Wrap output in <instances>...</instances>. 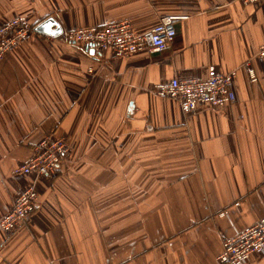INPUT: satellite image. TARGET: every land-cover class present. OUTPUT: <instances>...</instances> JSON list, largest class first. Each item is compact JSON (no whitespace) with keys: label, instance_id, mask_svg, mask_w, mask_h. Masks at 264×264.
<instances>
[{"label":"crops","instance_id":"crops-1","mask_svg":"<svg viewBox=\"0 0 264 264\" xmlns=\"http://www.w3.org/2000/svg\"><path fill=\"white\" fill-rule=\"evenodd\" d=\"M53 16L63 31L181 17L163 51L114 57L31 35L0 59V218L34 184V211L0 229V264H220L264 216V0H0V26ZM235 70L233 103L183 112L152 86ZM91 70V71H90ZM70 148L52 175L15 173L44 136ZM245 264H264V252Z\"/></svg>","mask_w":264,"mask_h":264},{"label":"built area","instance_id":"built-area-1","mask_svg":"<svg viewBox=\"0 0 264 264\" xmlns=\"http://www.w3.org/2000/svg\"><path fill=\"white\" fill-rule=\"evenodd\" d=\"M242 3H257L263 0H240ZM179 16H163L153 27L135 32L128 20L107 22L102 26L79 27L65 30L61 37L68 43L103 55L110 53L114 57L127 56L141 51L158 52L169 48L176 30L174 22ZM33 31V30H32ZM29 23L22 17H13L0 26V59L19 42L32 33ZM264 60V43L250 55L243 67L251 81L257 80L253 68L254 59ZM91 71V70H90ZM235 70L221 71L214 65L207 68L204 78L181 79L173 77L166 82L152 86L153 93L160 97L175 99L183 112H190L199 106L221 107L235 100L233 79ZM70 152L67 141L60 136L41 137L33 146L32 155L14 169L15 173L35 176L52 175L67 158ZM37 190L34 184L17 194L9 210L0 218V229L7 233L21 227L37 202ZM264 252V216L256 223L238 231L236 235L225 238L217 255L220 264H245L255 254Z\"/></svg>","mask_w":264,"mask_h":264},{"label":"water","instance_id":"water-1","mask_svg":"<svg viewBox=\"0 0 264 264\" xmlns=\"http://www.w3.org/2000/svg\"><path fill=\"white\" fill-rule=\"evenodd\" d=\"M33 31L37 34L48 35L51 37H57L63 32L60 24L51 15L37 22L33 27ZM90 52L92 53V51Z\"/></svg>","mask_w":264,"mask_h":264},{"label":"trees","instance_id":"trees-1","mask_svg":"<svg viewBox=\"0 0 264 264\" xmlns=\"http://www.w3.org/2000/svg\"><path fill=\"white\" fill-rule=\"evenodd\" d=\"M34 25H35V24H31V30H33Z\"/></svg>","mask_w":264,"mask_h":264},{"label":"rangeland","instance_id":"rangeland-1","mask_svg":"<svg viewBox=\"0 0 264 264\" xmlns=\"http://www.w3.org/2000/svg\"><path fill=\"white\" fill-rule=\"evenodd\" d=\"M29 23V22H28ZM30 29H31V24L29 23ZM32 31V30H31ZM33 32V31H32Z\"/></svg>","mask_w":264,"mask_h":264}]
</instances>
